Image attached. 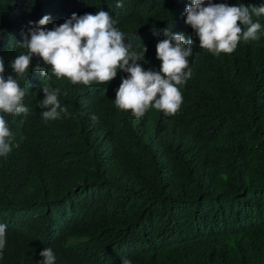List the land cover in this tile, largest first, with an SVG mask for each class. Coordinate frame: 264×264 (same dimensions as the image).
Listing matches in <instances>:
<instances>
[{"label":"trees","instance_id":"obj_1","mask_svg":"<svg viewBox=\"0 0 264 264\" xmlns=\"http://www.w3.org/2000/svg\"><path fill=\"white\" fill-rule=\"evenodd\" d=\"M264 5V0H213ZM191 0H0V56L6 75L28 21L59 25L108 11L133 50L147 46L143 68L159 70L156 43L169 27L196 41L175 115L150 108L136 119L115 106L118 70L106 85L51 76L68 113L45 122L42 60L33 56L27 117L6 115L15 134L0 156V264H264V15L259 40L213 55L184 23ZM153 27L157 34H153ZM67 92V96L63 95ZM3 114V113H0ZM92 116H96L95 121ZM21 117V118H18ZM23 120V124L20 121Z\"/></svg>","mask_w":264,"mask_h":264},{"label":"clouds","instance_id":"obj_2","mask_svg":"<svg viewBox=\"0 0 264 264\" xmlns=\"http://www.w3.org/2000/svg\"><path fill=\"white\" fill-rule=\"evenodd\" d=\"M117 0V7H120ZM264 15V5L246 6L244 3L229 5L213 0H191L185 7L184 23L190 26L198 45L213 55L231 54L241 42L259 40L262 25L253 17ZM49 15L38 21H28L26 31L21 32L18 41L20 49H26L11 62V74L6 73L5 60L0 56V156L7 157L12 151L15 134L10 129L6 115L27 117L30 108L23 103L28 89L22 87L15 73L27 79L33 56L42 60L32 71L48 78L42 80L40 88L43 98L38 106L42 109L45 122L60 118L68 109L61 105L59 87H53L51 76L66 78L72 84L91 87L93 83L106 85L117 75L118 70L128 73L121 77L115 91V106L130 111L136 119L142 118L150 108L175 115L183 102L180 86L191 77L189 57L196 41L182 31L173 32L165 27L160 30L163 39L156 43V58L161 62L159 70L145 69L138 61H143L147 46L141 43L140 50H133L124 32L116 25L118 21L105 10L77 15L73 12L59 25L53 24ZM153 34H157L155 27ZM65 91L63 95L67 96ZM21 118V117H18ZM93 121L96 116L91 117ZM23 120L20 124H23ZM7 225L0 223V255L6 245ZM39 256L40 264H55L56 256L51 247H44ZM121 264H132L123 258Z\"/></svg>","mask_w":264,"mask_h":264}]
</instances>
